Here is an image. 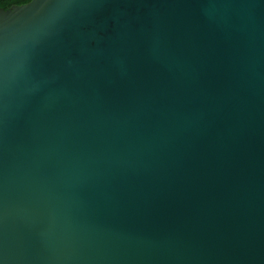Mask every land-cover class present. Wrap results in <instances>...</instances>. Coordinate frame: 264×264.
Segmentation results:
<instances>
[{"label":"water","instance_id":"95a60500","mask_svg":"<svg viewBox=\"0 0 264 264\" xmlns=\"http://www.w3.org/2000/svg\"><path fill=\"white\" fill-rule=\"evenodd\" d=\"M0 264H264V0L0 7Z\"/></svg>","mask_w":264,"mask_h":264},{"label":"trees","instance_id":"16d2710c","mask_svg":"<svg viewBox=\"0 0 264 264\" xmlns=\"http://www.w3.org/2000/svg\"><path fill=\"white\" fill-rule=\"evenodd\" d=\"M30 1L31 0H0V7L8 9L13 5H21Z\"/></svg>","mask_w":264,"mask_h":264}]
</instances>
